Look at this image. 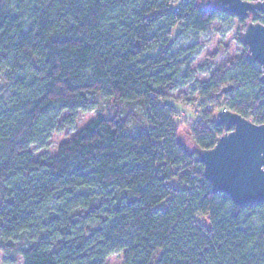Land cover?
<instances>
[{
    "label": "trees",
    "instance_id": "1",
    "mask_svg": "<svg viewBox=\"0 0 264 264\" xmlns=\"http://www.w3.org/2000/svg\"><path fill=\"white\" fill-rule=\"evenodd\" d=\"M206 1L0 0V255L264 264V203L240 208L214 194L179 142L169 94L191 69L173 43L220 18L247 22ZM261 77L247 52L212 75L190 102L200 120L186 119L195 149H213L227 132L215 124L221 111L264 125ZM92 96L140 107L145 127L129 133L131 116H98L35 160L31 147L43 148L62 115L86 111ZM20 239L28 244L16 247Z\"/></svg>",
    "mask_w": 264,
    "mask_h": 264
},
{
    "label": "rangeland",
    "instance_id": "2",
    "mask_svg": "<svg viewBox=\"0 0 264 264\" xmlns=\"http://www.w3.org/2000/svg\"><path fill=\"white\" fill-rule=\"evenodd\" d=\"M257 17L263 18L259 22L263 24V15L260 13ZM248 21L251 19H247ZM244 30L245 28L237 19L220 18L209 25L205 33L198 38L192 34H186L173 43L172 52L174 54L186 51L183 58H188L191 69L188 79H178L177 89L169 94L171 102L176 105L179 104L177 109L180 118V122L178 121L180 124L179 142L189 153L195 151L190 124L191 121L196 120V116H192V113L195 114V112L194 109H191L190 102L200 95L201 88L208 83L212 75L223 66L235 62L244 53H248L247 48L241 44V33ZM89 101L90 105L86 111H78L73 115L67 113L62 115L57 129L43 148L31 147L30 150L35 160H46L54 157L61 144L67 142L98 116L104 118L118 116L122 119L131 116L128 124L129 133L137 132L145 127L144 116L138 106L136 108L114 102L103 96H92ZM189 118L191 119L190 122L186 120ZM26 244L28 243L25 239H20L16 247H24ZM0 264H23V262L17 255L5 256L1 254ZM106 264H122V254L117 253L110 256Z\"/></svg>",
    "mask_w": 264,
    "mask_h": 264
},
{
    "label": "water",
    "instance_id": "3",
    "mask_svg": "<svg viewBox=\"0 0 264 264\" xmlns=\"http://www.w3.org/2000/svg\"><path fill=\"white\" fill-rule=\"evenodd\" d=\"M206 6L239 19H251L241 33V43L249 53V60L261 68L264 82V23H254L258 14L264 17V0H207ZM255 39H252V38ZM217 127L227 132L219 137L213 149H195L196 162L204 168V178L214 194H223L243 208L264 203V125H255L241 116L221 111L215 116Z\"/></svg>",
    "mask_w": 264,
    "mask_h": 264
},
{
    "label": "snow or ice",
    "instance_id": "4",
    "mask_svg": "<svg viewBox=\"0 0 264 264\" xmlns=\"http://www.w3.org/2000/svg\"><path fill=\"white\" fill-rule=\"evenodd\" d=\"M252 39H255L254 37ZM261 55H264V47L261 49ZM264 165V161H261L259 165H257V170L259 171L260 166ZM261 178L264 179V172H261Z\"/></svg>",
    "mask_w": 264,
    "mask_h": 264
},
{
    "label": "built area",
    "instance_id": "5",
    "mask_svg": "<svg viewBox=\"0 0 264 264\" xmlns=\"http://www.w3.org/2000/svg\"><path fill=\"white\" fill-rule=\"evenodd\" d=\"M196 118H197V119H196L197 121H199V120H200V117H199V116H197Z\"/></svg>",
    "mask_w": 264,
    "mask_h": 264
}]
</instances>
